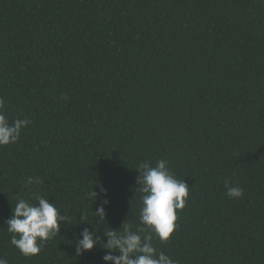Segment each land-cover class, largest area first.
Instances as JSON below:
<instances>
[{"label":"trees","instance_id":"1","mask_svg":"<svg viewBox=\"0 0 264 264\" xmlns=\"http://www.w3.org/2000/svg\"><path fill=\"white\" fill-rule=\"evenodd\" d=\"M0 98L10 123L30 121L0 146L8 264H104L100 247L76 254L77 236L142 227L136 169L160 159L189 195L157 250L177 264H264V0H0ZM97 181L105 219V197L87 195ZM36 195L68 222L25 257L5 221Z\"/></svg>","mask_w":264,"mask_h":264},{"label":"clouds","instance_id":"2","mask_svg":"<svg viewBox=\"0 0 264 264\" xmlns=\"http://www.w3.org/2000/svg\"><path fill=\"white\" fill-rule=\"evenodd\" d=\"M62 98L68 99L66 95ZM4 106L5 101L0 98V146L16 143L22 130L30 123L27 118H17L10 123ZM136 170L139 173L137 184L142 193L139 216L142 227L133 230L131 225L123 224L122 231L112 229L104 233L106 239L84 228L77 236V255L100 247L105 250L102 257L104 264H177L176 260L157 250L153 238L162 243L170 239L177 210L184 208L189 195V185L171 172L164 159L157 160L155 165L142 162ZM41 183L43 181L39 177H28L26 180V186ZM96 186L100 191L92 188L87 195L92 202L105 197L95 211L100 219H105V207L110 203L108 192L101 182L97 181ZM224 187L229 198L243 197L244 190L238 183L226 180ZM35 200L36 203H32L30 199L18 197L10 218L5 221L7 232L12 234L10 243L25 257L38 255L45 242L60 232V222H68V217L61 215L57 205L50 203L48 198L36 195ZM0 264H8L7 259L0 256Z\"/></svg>","mask_w":264,"mask_h":264}]
</instances>
